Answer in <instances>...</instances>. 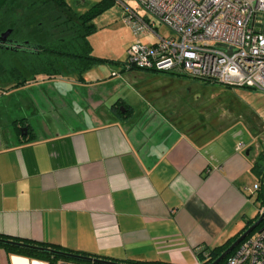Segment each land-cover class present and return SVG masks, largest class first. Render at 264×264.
Here are the masks:
<instances>
[{"label":"crops","instance_id":"crops-1","mask_svg":"<svg viewBox=\"0 0 264 264\" xmlns=\"http://www.w3.org/2000/svg\"><path fill=\"white\" fill-rule=\"evenodd\" d=\"M104 67L11 85L0 60V233L194 264L255 215L262 133L187 129ZM0 264L49 263L0 247Z\"/></svg>","mask_w":264,"mask_h":264},{"label":"built area","instance_id":"built-area-1","mask_svg":"<svg viewBox=\"0 0 264 264\" xmlns=\"http://www.w3.org/2000/svg\"><path fill=\"white\" fill-rule=\"evenodd\" d=\"M122 2L121 0H118ZM170 30L124 3L136 40L126 66L264 91V0H138ZM154 34L143 43L141 37ZM242 141L238 147L243 146ZM264 214V204L259 208ZM264 221V218L263 220ZM243 238L224 264H264V222ZM57 264H73L59 258Z\"/></svg>","mask_w":264,"mask_h":264},{"label":"trees","instance_id":"trees-1","mask_svg":"<svg viewBox=\"0 0 264 264\" xmlns=\"http://www.w3.org/2000/svg\"><path fill=\"white\" fill-rule=\"evenodd\" d=\"M113 1L98 0L85 11L77 13L66 0H26L25 4H17L15 6L10 5L8 0H2L0 33L10 28L9 37L11 39L17 41L27 40L32 45V49L29 50L19 49L17 52H12L10 49L2 50L3 53L0 54V60L2 61L3 72L9 80H12L11 85L23 84L36 75L51 76L60 74L64 70L73 71L76 73L77 79L81 80L85 71L96 63L101 62L115 61L118 64L122 63L125 66L124 69L134 68L135 66H126V59L123 61L115 60L95 55L92 51V45L88 38V35L95 30V24L92 19ZM12 53L16 55L18 63L15 57L13 60L11 59ZM260 155L261 160L255 161L253 164V170L259 177L255 196V201H258L259 208L264 204V149L261 150ZM259 216L260 212L258 211L254 216L248 217L244 226L223 242L211 247L198 249L199 260L194 264L210 263ZM263 222L261 221L256 228L260 227ZM0 237L42 246V248H34L0 241V247L5 248L9 253L44 260L49 264H57L59 258L70 260L76 264H109L83 259L66 253L59 254L55 250L96 256L127 264H179L162 260L118 259L107 255L59 247L51 242L23 240L2 233H0ZM235 249L236 246L216 264H224L227 257Z\"/></svg>","mask_w":264,"mask_h":264},{"label":"rangeland","instance_id":"rangeland-1","mask_svg":"<svg viewBox=\"0 0 264 264\" xmlns=\"http://www.w3.org/2000/svg\"><path fill=\"white\" fill-rule=\"evenodd\" d=\"M1 1L0 14L2 13ZM8 1L12 6L26 3V0ZM66 1L75 12L80 13L98 0ZM121 1L114 0L93 17L95 30L88 35V38L93 46V54L123 61L127 57V46L136 40L132 28L125 20L127 8L123 2L140 14L148 15L153 19L159 33L169 34L170 30L157 17L148 13L138 0ZM140 39L143 43H149L155 39V35L146 34ZM98 65L105 66L112 75L122 72L134 86L131 95L135 96L139 93L144 96L148 101V108L153 113H158L157 110L172 112L178 117L182 126L188 127L187 129L204 130L211 134L233 123L232 126L236 125L238 128L243 126L249 128L247 125L249 122L254 130H260L259 133H262L260 139L256 141L260 149H264V127L262 126L264 124V91L238 85L227 86L218 81H205L197 77L169 75L165 71L154 72L138 67L124 69L125 66L122 63L118 64L115 61L96 63L93 66ZM240 114H243V117H240ZM237 119L238 122L235 121ZM258 208L259 203L256 201L253 206L255 214ZM73 264L76 263L73 262Z\"/></svg>","mask_w":264,"mask_h":264},{"label":"water","instance_id":"water-1","mask_svg":"<svg viewBox=\"0 0 264 264\" xmlns=\"http://www.w3.org/2000/svg\"><path fill=\"white\" fill-rule=\"evenodd\" d=\"M9 33H10V28H7L5 30H3L0 33V47H4V48H10V49H14V50H29L32 49V45L27 41H17L14 39L9 38ZM24 132H26V127H23ZM264 218V214L263 212L260 214V216L254 221L252 222L243 232H241L237 238H235L214 260H212L210 263L208 264H216L218 263L221 259H223L235 246H237L239 244V242L245 238L248 234H250L256 227L257 225L263 220ZM0 241L1 242H7V243H11V244H15V245H23V246H29V247H34V248H42V246L39 245H33L27 242H23V241H18V240H14V239H8V238H2L0 237ZM56 252H58L59 254H70L73 256H77L83 259H90L92 261H100L103 263H109V264H127L124 262H119V261H111V260H106L103 258H99L96 256H90V255H85V254H77V253H69L63 250H55Z\"/></svg>","mask_w":264,"mask_h":264},{"label":"flooded vegetation","instance_id":"flooded-vegetation-1","mask_svg":"<svg viewBox=\"0 0 264 264\" xmlns=\"http://www.w3.org/2000/svg\"><path fill=\"white\" fill-rule=\"evenodd\" d=\"M10 38V37H9ZM158 114L161 112H163L164 116L167 118H178L175 114H173L172 112H168V111H164V110H157ZM181 123V122H179ZM182 124V123H181Z\"/></svg>","mask_w":264,"mask_h":264}]
</instances>
